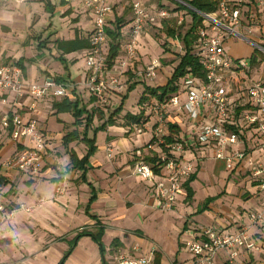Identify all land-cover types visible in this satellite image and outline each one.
<instances>
[{
	"label": "crops",
	"instance_id": "crops-1",
	"mask_svg": "<svg viewBox=\"0 0 264 264\" xmlns=\"http://www.w3.org/2000/svg\"><path fill=\"white\" fill-rule=\"evenodd\" d=\"M139 1L151 11L159 9L160 5L165 6V2H170L176 7L182 3L180 0ZM257 1L245 0L248 11L240 29L253 43H257L259 38L264 36V5L257 4ZM128 2L124 4L119 0L108 3L112 11L107 19H112L116 14L122 15L127 22L121 29L124 37L131 24ZM37 6L42 7L40 15L42 10L44 13L49 11L50 15L60 14L66 24L65 30H58L57 26H52L51 21L48 29L34 30L33 22L39 19ZM249 20H256L257 25L249 26ZM92 28L91 14L81 5L80 0H0V64L16 63L22 59L21 68L26 84L55 82V77H61L58 64L60 61L57 58L61 51L56 48L55 41L72 40L76 36L85 38ZM231 39L234 45L230 44ZM251 42L232 37L226 44V48L231 47L227 52L232 58L250 56L254 51ZM156 46L148 28L138 41L134 60L136 62L129 63L124 71L129 76L133 74L129 83L137 82L141 86L140 93L144 84L151 85L150 79L141 76V69L144 70L149 59L156 55ZM85 53V48L63 53L67 66V78L63 82L75 85L77 96L80 92L78 87L84 88L85 64L83 63L81 72L73 78L70 68L77 62L76 55L84 57ZM163 69L161 68V72L160 69L156 70L152 81L162 80ZM123 75L121 79H124ZM253 79L251 77L250 81ZM167 80L159 86L165 85ZM178 97L181 102L185 100L184 93H179ZM29 100L26 96L22 100L23 106L11 107L7 104L3 110L11 107L13 112L21 114L23 118L33 115L37 119L40 113L54 112L49 98L38 101L35 112L27 109ZM1 109L2 106L0 114ZM152 120L149 117L143 133L131 139L125 136L124 127L117 124L106 125L102 130V144L97 145L89 158L84 181L77 179L78 171H65L69 158L66 153L59 151L60 155L47 156L46 161L51 165L45 168L41 177L28 176L31 180L27 185L24 184V187L18 184L14 192H0V199L5 202L7 200L2 194L8 193L13 203L34 206L30 213L15 211L14 216L0 226V264H108L106 259L114 239L119 242L116 246L117 253H126L131 257L145 256L149 260L147 264H185L192 259L186 252L187 238L198 235L205 227L231 232L243 224H248V213L259 208L264 192L258 190L255 180L247 171L240 168L231 171L225 169L223 160L214 157L213 147L194 142L198 125L209 120L206 110H201L198 118L192 120L186 112L176 111L170 105L167 107L168 122L176 125L179 135L186 138L190 144L178 155L182 162L191 161L194 164L195 177L190 182L193 196L189 202L185 200V189L182 186L172 209L161 210L153 195L152 182L132 177L129 174L130 165L127 164L128 151L131 148L140 150V147L149 141ZM38 121L45 132V125H42L39 119ZM67 130L64 127L63 132L58 135L60 144L61 137ZM243 132L245 141L242 147L253 146L255 138L253 141L252 133L248 130ZM2 133L0 157L16 149V143ZM45 133L48 139L55 136L50 132ZM95 138L97 140V133ZM106 144L113 146L109 154L105 150ZM51 147L47 140L46 152ZM69 147L76 151L78 157L83 156L86 150L78 148L77 142L70 143ZM207 169L210 170L208 174ZM17 172L5 167L0 168V175L10 176L11 182ZM199 182L202 184V190L205 189V192H199L200 194L195 189L196 183ZM10 186H3L2 191H5V188L7 191ZM92 195L94 198L89 201ZM206 198L213 200L198 212ZM96 220L104 226L101 237L103 253L99 244L89 235L76 238L80 229H95ZM250 233L260 241V251L240 250L234 260H229L226 252L220 250L215 256L214 264H264V234L256 225L250 227ZM134 246L136 249H133Z\"/></svg>",
	"mask_w": 264,
	"mask_h": 264
},
{
	"label": "built area",
	"instance_id": "built-area-1",
	"mask_svg": "<svg viewBox=\"0 0 264 264\" xmlns=\"http://www.w3.org/2000/svg\"><path fill=\"white\" fill-rule=\"evenodd\" d=\"M92 17L93 28L89 37V48L84 55V89L94 98V104L105 107L111 99L124 89L121 76L129 63L136 58L139 38L153 24H158L168 17L164 9L148 10L139 0H131V24L121 45L122 53L109 67L105 55V25L112 8L107 0H80ZM257 4L264 5V0ZM245 0H221L214 12L201 14L202 26L197 32L196 44L203 68V76L190 72L181 79L178 92L170 95L165 102L154 103L149 107L151 124L150 139L162 143V136L167 134V107L186 112L195 120L206 110L209 120L198 125L194 142L209 145L214 149V157L222 159L225 169L240 168L255 180L258 190L264 192V77L244 83L250 70L249 59L232 58L226 51V44L232 37L248 40L240 29L247 13ZM252 43L253 49L264 52L262 44ZM158 68L157 60H152L145 69L146 77H153ZM72 85L67 82L25 83L22 68L16 63L0 64V104L23 106L22 100L28 96L29 111H36L37 102L50 97L68 96ZM184 93L181 102L178 94ZM7 107L0 115V128L10 135L17 147L3 164L7 169H16L30 178L43 175L44 158L48 136L39 125L38 119L31 115L23 118ZM235 122L244 130L252 133L253 146L242 147L244 137L227 127ZM144 127L132 124L135 136L143 133ZM180 140L169 145L168 153L158 151L163 162L159 172L141 157L137 150L132 172L141 180L152 182L153 195L160 208L171 210L182 189L183 182L194 173L191 161H181L178 155L190 144L179 135ZM168 146V145H167ZM151 146L148 145V148ZM106 152L112 151V145L105 146ZM25 203H18L9 209L7 202L0 199V226L11 219L15 211L30 212ZM258 226L264 234V193L259 208L248 213V224H243L235 231L216 230L205 227L196 236L185 240L187 251L192 256L185 264H214L218 251L226 252L229 260H234L240 250L260 251L262 245L250 233L251 226ZM133 249H136L134 246ZM115 264H147L145 256L131 257L118 252L114 256Z\"/></svg>",
	"mask_w": 264,
	"mask_h": 264
},
{
	"label": "trees",
	"instance_id": "trees-1",
	"mask_svg": "<svg viewBox=\"0 0 264 264\" xmlns=\"http://www.w3.org/2000/svg\"><path fill=\"white\" fill-rule=\"evenodd\" d=\"M177 6L178 9L185 10L191 16L190 24L183 34L177 32L174 27L169 26L167 22L169 19H161L158 24L165 26V34L172 39H180L183 46V54L180 56L177 65L174 67L170 78H168L165 85L162 86H152L143 85V90L138 97V107L140 108L137 113L126 112L124 114L125 122L124 126L127 127L128 131H131L132 124L144 127L145 123L150 117L149 107L154 103L165 102V100L172 94L178 92L180 79H183L188 72L196 75L203 76V68L200 61V56L198 55V48L196 44L197 32L202 26V16L201 14L214 12L217 8L218 3L221 0H180ZM167 20V21H166ZM126 20L122 15L118 16L114 14L112 19H107L105 25L106 32V44L104 46L105 55L107 57V65L110 67L116 58H118L121 53V45L123 43L124 36L121 32L122 27L126 24ZM158 24H153L151 26H159ZM91 33V32H90ZM90 33L85 38H79L76 36L72 40H56L55 46L61 51L60 55L57 57L59 61L64 65L65 71H67V66L64 63L63 53H69L79 49L89 48V37ZM264 46V45H263ZM258 51L259 55L262 53L256 48L249 56L250 67L257 63L258 57L255 52ZM259 61H263L262 57H259ZM20 67H23L22 59L16 61ZM264 70V66H263ZM247 75L250 70H246ZM56 83H63L64 78L58 76L54 78ZM135 83H130L126 91H129L132 87L136 85ZM71 94V96H70ZM68 96L63 97H50L52 100L51 108L55 112L67 111L73 116V122L70 124V129H68L61 137V144L65 149V153L68 155L69 162L65 166V171L76 170L79 172L77 179L80 181L85 180V174L88 169V162L91 155L97 148L96 145V133L98 130H103L106 125L115 124V117L121 113L123 107L124 98L127 96V92L123 94L119 105L111 112V114L98 126H93L94 110L89 111L80 101L79 96L75 93L73 88ZM79 95V94H78ZM91 100L94 101L92 96ZM95 108H100L101 106L94 105ZM227 127L239 133L242 137L240 130L242 128L238 126L235 122L231 121L227 124ZM168 133L162 136V143H155L156 140L150 139L146 143V149H140L142 159L147 162L154 172H159L160 166L163 163L160 158L158 151H165L168 153L169 145L175 141H179V128L168 122L167 123ZM91 131V135H90ZM77 142L83 143L85 146V153L83 156L78 157L76 151L70 148V143ZM152 143H155L158 147L156 150L153 148ZM148 145L151 147L148 148ZM168 145V146H167ZM195 173H192L182 184L185 189V200L189 202L193 196V189L190 186V182L194 179ZM94 198L92 195L90 197L91 201ZM213 198H206L204 202L198 208V212L206 208L209 202ZM88 212V208L86 209ZM94 218L96 216L93 215ZM95 229L87 230L82 229L77 233L76 238L82 235H89L95 242L100 246L101 253H103L104 248L101 245V237L104 233V226L96 220ZM111 244L117 246L119 244L118 240L114 239ZM65 256V255H64ZM158 261V260H155ZM104 263V261H103ZM105 264V263H104Z\"/></svg>",
	"mask_w": 264,
	"mask_h": 264
},
{
	"label": "rangeland",
	"instance_id": "rangeland-1",
	"mask_svg": "<svg viewBox=\"0 0 264 264\" xmlns=\"http://www.w3.org/2000/svg\"><path fill=\"white\" fill-rule=\"evenodd\" d=\"M114 1H119V0H108V3L112 4V3H114ZM120 1L124 2V4L126 2H128V0H120ZM128 3L130 4L131 2H128ZM37 8L39 9L37 11V14L39 15V19L37 21L33 22L34 30H37L40 28L48 29L50 27L49 26L50 21L52 22V26L58 27L57 28L58 30H65L66 24L63 21V18L60 14H51L50 15L49 11L44 13V11L42 10V14L40 15L39 13L41 12L42 7L39 8L37 6ZM159 9H164L168 12V14H169L168 17L163 18V19H169L170 18L169 21L167 22V24L169 26L174 27L176 34H177V32H179L181 34H183L185 32V30L189 26L190 20H191V16L188 13H186L185 10L178 9L176 7V5H173L170 2L169 3L165 2V6L160 5ZM250 25H257L256 20H254L252 22H250V20H249V26ZM149 28H150L151 36L154 38L155 43L157 44V46H156L157 53L153 58L151 57L149 59V62L143 68L144 70L141 69V71H142L141 76L145 77L146 79H150L151 81H149V83L152 86H157V85L159 86L161 83L165 82L166 79H168L167 77L169 75H171L174 67L177 65L179 58L183 54L184 50H183L181 40L180 39H172L169 36H167L165 34V26L161 25V23L159 26H150ZM261 42H264V36H261L259 38L257 44H262ZM232 43L234 45V42H232V39H231L230 44H232ZM230 48L231 47L228 46L226 48V51L230 50ZM260 52L262 53V55H259L258 51L255 52V54L258 57V60H257L256 64H254L253 66L250 67V73L248 74V76L246 78H244L243 81L246 84L250 83L251 77L254 79H258V78L262 79L264 77V70H263L264 52H262V51H260ZM76 57L78 58L76 64H74V66H71V68H70V73H71L72 78L81 72L82 67H83V63H84V57H82L79 54H77ZM259 57H262L263 61H259V60H261V58L259 59ZM244 58L249 59V56H246ZM134 60H132L130 63H132ZM152 60H157V62H158V68L157 69H160L159 72H161V68H164L163 72L161 73L162 80H160L159 82L152 81L151 78H153L154 76L153 77H146L145 76V69H146L147 65L150 63V61H152ZM134 62H136V61H134ZM58 64L60 66L59 73H60L61 77L64 79L67 78V76H66L67 71H65L64 65L61 62H59ZM129 73H131V72L129 71ZM132 76H133V74H132ZM132 76L127 75V72L124 73V75H123L124 79H122V82L124 84L123 91L121 93L115 95L113 97V99H111L110 104L105 106V107L95 108L94 107L95 104L91 100L90 94L84 88H81L80 86L78 87L80 89L78 96H79L81 103L89 111L94 110V119H93V123H92L93 126H98L103 121H105L106 118L111 114V112L113 110H115V108L119 105L123 94L127 92V96L124 98V101H123L122 111L120 114H118L115 117L114 120H115V124L124 127V129H125L124 134L126 137H129L130 139L132 137H136L135 134L133 133L134 132L133 129H131V131H128L127 127L124 126V122H125L124 114L126 112L137 113L138 110L140 109L138 107V97L140 96L139 91L141 90L140 89L141 86H139L136 83V86L132 87L129 91H126L127 86L130 84L129 82L132 80ZM180 81H181V79H180ZM71 85H72V89H73L75 87V85H73V84H71ZM70 96H71V94H70ZM49 103L52 104V100H49ZM0 106H2L1 111H3V108H5L4 107L5 105L0 104ZM37 117L41 121L42 125H45V132H48V133L50 132V133L55 135V136H52L50 139H48V142L52 145L51 149H49L47 152H45L43 154V158H44L43 173H44L45 168L49 167L51 165L49 162L46 161V158L48 155H52V156L53 155H60V152H62V151L65 153L64 147H62V145L59 143L60 138L58 135L63 132L64 127H65V130L70 129L69 125L73 122V116L71 115L70 112H67V111L55 112V110H54V112L50 113V114L40 113V114H38ZM143 129L145 130V127ZM1 133H2V131L0 130V134ZM2 134H3V136L6 135V136L10 137V135H8L6 132H3ZM102 135H103V131L98 130L97 131V140L95 138L96 145L102 144V142H103L102 141ZM147 135H149V133ZM0 139H2L1 136H0ZM79 144L80 143H77L78 148H85V147H83V145H79ZM145 145L146 144H144L142 146L143 148L142 147H140V148L146 149ZM1 146H2V143H1L0 147ZM152 146L155 150L158 148L155 143H152ZM16 147H17V145H16ZM112 149H113V146H112ZM137 149L138 148H133V149L131 148L128 151L129 158H127V164L130 165L131 171L129 174L132 177H136L132 172V170H133L132 166H133V161L136 158ZM13 152L14 151H12L10 154L8 153L9 155L7 154L5 156L0 157V168L4 167L3 164L13 154ZM62 156H63V154H62ZM60 160H61V162H63L62 158ZM209 169L206 170V174H208V172H210ZM10 170H16V169H10ZM16 171H18V170H16ZM18 172L16 173V177L14 178V180L12 182L10 180V178H11L10 176L5 177V176L0 175V187H1L0 192H14L17 190L18 184L20 187H24V184L27 185V183L31 179L28 177V175H24L20 171H18ZM9 184L11 186L8 188V190L6 191V188H5V191H2V188H4L3 186L6 187ZM207 184H209L208 181H207ZM195 189H196V192H198V194H200L199 192H203V191L205 192V189L202 190V184L200 182H199V184L196 183ZM60 190H62V189H60ZM9 195L10 194H8V193L2 194L3 198L7 200L6 202L8 204V208L9 209L16 208L18 206V204L13 203V201H11V198L9 197ZM28 206L31 208L30 212L33 211L34 206L33 205H28ZM161 210L170 211V210L164 209L162 207H161ZM18 211H21V210H18ZM21 212H25V211H21ZM30 212H27V213H30ZM80 230H82V229H80ZM105 244H106V239H105ZM116 249L117 248L115 246L111 245V249L108 251V257L106 259L108 264H115V260L113 259V257L115 256V254H117ZM186 252L188 255H190L187 250H186ZM71 264H75V262H72Z\"/></svg>",
	"mask_w": 264,
	"mask_h": 264
}]
</instances>
